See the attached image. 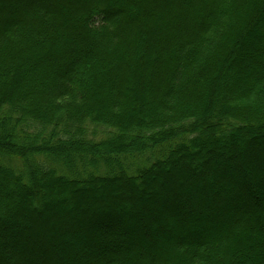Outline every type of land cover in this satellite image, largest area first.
Returning <instances> with one entry per match:
<instances>
[{"label": "trees", "instance_id": "1", "mask_svg": "<svg viewBox=\"0 0 264 264\" xmlns=\"http://www.w3.org/2000/svg\"><path fill=\"white\" fill-rule=\"evenodd\" d=\"M21 4L0 0V264H72L74 229L94 247L78 264H132L104 253L129 226L157 242L149 264L249 263L264 240L249 213L264 208V0ZM33 187L62 216L38 213ZM104 188L115 203L93 200ZM209 220L219 237L190 232Z\"/></svg>", "mask_w": 264, "mask_h": 264}, {"label": "rangeland", "instance_id": "2", "mask_svg": "<svg viewBox=\"0 0 264 264\" xmlns=\"http://www.w3.org/2000/svg\"><path fill=\"white\" fill-rule=\"evenodd\" d=\"M21 2H22L21 5L23 6L24 4H27L30 2L31 3H38V0H21ZM117 6L119 7L120 5H117ZM97 138L99 140L101 138V136L97 137ZM215 182L216 181H214V183H213V187L215 190L225 191L223 189V185H225V183L227 182L225 179L221 182H217V183H215ZM8 186H10V184H8ZM251 186L254 189V192L256 193L259 188L257 189L255 184H252ZM104 191L105 192H103L102 195H100L99 193H91L93 195L92 196L93 200L96 202V200H99V199L101 200V198H102L107 202V204L111 205V203H112L111 201H114V198L112 196H111V198L106 196L108 191H109L108 188H104ZM259 191L260 192L262 191V193L264 195V189L263 190L261 189ZM31 192L34 194V196H36V200L34 202L33 207L36 208V210L38 209L41 211L38 213L42 214L44 217L45 216L49 217V215L51 213H53L54 215H55V213H57L59 216H62V210H61L60 205L58 206V205H55L53 203L47 204L48 202H52L54 200V198L45 196V194H43L42 191L38 192V191L34 190V187L31 189ZM109 194H111V192ZM114 203H115V201H114ZM117 203H120V202H117ZM89 204L92 205V203H89ZM257 204L258 203L256 202L255 205H253L249 209L251 211V212L249 211V213L252 216L259 213L261 220L264 221V208L263 209L258 208L259 206ZM74 206L77 207L79 205L75 204ZM67 208L70 210L71 206L67 205ZM208 209H209L208 207L203 208L202 209V211H204L203 213L208 212ZM245 209H248V207L246 205H245ZM131 211L132 212H131L130 216H128L129 220H131V217H136L135 210L132 208ZM224 212H226V210ZM71 215H73L74 217L77 216V214H75V212H73V214H71ZM164 217H169V216L165 215ZM52 221H54V220L52 219ZM172 222H173V220H172ZM15 223H16V226L18 228H22V229L28 228L31 225L30 223H27L25 220L24 221L22 220V222L18 221ZM224 224L225 223H223V225ZM190 227H191L190 232H192L196 236H202V237L214 236V238H217L220 236V233H221L220 232V226L218 224H212L210 220L208 221V223L203 224L202 227L199 226V224L195 225L194 223L192 225H190ZM127 230L128 231L126 232V234L123 237L120 236V240L118 238V242L114 243L113 247L111 246V247L105 249L106 251L104 250L105 251L104 253L110 252V255L106 254V256L107 255L110 256L109 258H116L118 260H128L132 264H149V262L143 258V251H145L149 255L153 254L154 251L157 249L156 248L157 242L156 243L149 242L150 240L147 237L141 238V236L138 233V230H133L130 226L127 228ZM163 232H164V230L160 229V230L156 231L155 233H153L152 234V238H153L152 240L164 238ZM241 233L244 234L245 232L241 231ZM65 234H66V236L62 237ZM84 234H85L84 232L82 233V231L74 229L72 231L71 230L67 231L66 233H64L61 236V238H66L67 240L71 241L73 243L75 250H77V249H85L86 250L85 251L86 253H84V252L80 253V254L75 253V257L73 259L72 264H78L80 262L89 261L91 259V253H93L94 247L91 244H87L86 241H85V243H79L80 242L79 240L82 238V236H85ZM255 236L256 235L250 234L248 236V238L249 237L255 238ZM262 241L264 242L263 238L261 239V237H259V242H257V240H256L247 249V253L249 254V263H247V264H262L261 260L264 257V243ZM7 247L9 249H14V250L19 251V248H21V244H19L18 246L8 244ZM159 254L161 255L162 252L160 251ZM147 260H148V257H147ZM101 261L102 260H100V262ZM52 263L55 264L56 262H52V260H51V262L48 264H52ZM70 263L71 262H69L68 264H70ZM241 264H243V263H241Z\"/></svg>", "mask_w": 264, "mask_h": 264}]
</instances>
